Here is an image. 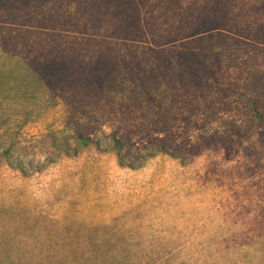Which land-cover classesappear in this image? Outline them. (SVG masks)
Returning <instances> with one entry per match:
<instances>
[{
	"label": "rangeland",
	"instance_id": "obj_1",
	"mask_svg": "<svg viewBox=\"0 0 264 264\" xmlns=\"http://www.w3.org/2000/svg\"><path fill=\"white\" fill-rule=\"evenodd\" d=\"M32 1L0 0V22ZM70 1L58 0L59 21L88 0ZM110 1L118 23H98L90 43L110 52L109 64L78 63L103 71L106 86L54 87L26 111L0 98L2 147L15 151L0 162V264H264V131L249 108L256 97L264 112V0ZM216 9L224 21L203 25ZM22 31L12 35L26 42L17 49L39 58ZM56 34L79 44L72 32ZM202 34L214 35L207 57L182 56L184 41ZM141 35L147 42L134 47ZM120 81L147 89L135 108L111 92ZM157 84L160 94L150 91ZM75 129L101 146L83 148ZM114 135L126 143L121 163L107 148ZM65 141L71 152L61 156ZM161 143L176 155L145 157Z\"/></svg>",
	"mask_w": 264,
	"mask_h": 264
},
{
	"label": "trees",
	"instance_id": "obj_2",
	"mask_svg": "<svg viewBox=\"0 0 264 264\" xmlns=\"http://www.w3.org/2000/svg\"><path fill=\"white\" fill-rule=\"evenodd\" d=\"M97 1L98 2H92L89 0L87 2L83 1L82 5L80 3L81 6L77 7L74 10L75 12L72 13L73 17L70 16L72 18L69 21L72 22H62L58 20L57 8L61 7L58 0H33L30 9L35 12L34 16H36V19L38 18V16L40 17L37 20L35 19L34 21H31L34 16L28 13L30 9L26 11L23 10L21 12H13L11 13L10 20H8V18L6 20H2L0 22V98H7L11 101V103H15L18 106H24L26 111L28 107L32 108L33 110L35 108L33 101H37L40 95L44 96L45 94H49V90H53L54 87L56 89L61 88L67 90L68 88H70L74 91L75 94V92H78L85 88L89 89L94 85L97 86V91H100V88L106 86V82L108 81H102L103 77L101 76V72L103 71H101L100 69H96L98 70V74H95V72L93 71H89L91 68L83 71L84 67L81 68L82 66L80 67L78 64L80 62H88L89 65L93 68H96L93 66V60H97L99 62L97 64H100L103 67L109 64L107 61V57L110 52L108 50L106 53H103L101 48L93 51L94 48L91 47L90 43H92L93 45L96 42L95 40H93L91 32H93V30H96V26L98 23L106 24V28L111 31V27L118 23V12L117 7L112 4L113 1ZM130 3H132V0H130ZM70 4H72L73 6L78 5V3H76V1L74 0L70 1ZM115 5H117L118 7L120 6L117 2H115ZM52 8H55V14H52ZM43 11L46 12L43 14ZM121 11H125V9L123 8L121 9ZM211 13H214V17L212 16L209 20L207 19L205 14L200 17V20H202L201 23L203 25L209 22L216 23L220 19H223L224 21V19L226 18L225 13L221 10H212ZM45 14H49V18H46ZM124 14H129V12H126ZM23 15L25 19L21 20L17 18ZM29 15L30 17L27 18ZM25 28H28V33L31 34V36H29V39H33L42 49V52L39 53V58H31L27 51L24 50V53L21 50L17 49L21 46L20 41H25L21 38H17L18 35H12L16 33H23L22 30H24ZM58 28L65 32L67 36L72 32L74 35V39H77L79 44H70V47L68 48V45L66 46V44H64L62 41V35L56 34L55 38V33H58L59 31ZM212 37H214V35L212 36L209 34H202L200 36H197V38L195 36L190 37V39L184 41L185 44L183 45V52L181 53V55H187L193 58H203L205 56L207 57L205 48L208 45H205V43L213 40ZM55 40H57L58 42V46L56 45V47L55 42H52ZM126 40L128 41L129 39ZM146 42V36L141 35L140 37L135 39V43L133 44V46L140 47ZM115 44L122 50V42L119 41V39H117ZM7 45H9V48H7ZM166 45L168 46V48H173L175 46V43L169 42L166 43ZM162 47L163 46L159 48L162 49ZM76 50H81L82 53H77ZM115 58L120 59L121 57L119 58V54H116ZM100 59H102L103 61ZM186 71L189 72L188 69H186ZM186 71L185 69H183L184 74H186ZM161 87L163 88L165 87V85L157 84V86L150 89V91L156 94H160ZM111 88V92H116L118 96L122 94L123 99L130 105H133L134 108L135 98L147 91L144 86H136L134 85V83H129L127 81H120L115 85V87ZM249 89L251 90V92H253V90H256V85L251 86V88ZM5 94L6 96H4ZM252 98V102L249 104V108L252 109L251 116L254 118L253 120L254 122H256L257 126L262 131H264V112L259 109L256 97ZM51 100H54L53 106H56L57 99L51 98ZM80 102L82 103V101ZM80 102L78 100H75V106L71 107V120H74L76 118L75 114L78 111L76 106H78ZM100 102L101 101H99L98 103ZM137 107L138 106L136 105V108ZM21 109H18V107H16V110L22 112L23 108L21 107ZM11 117L14 118V115ZM2 119L3 118L0 117V131L4 130L3 128L8 125V120L3 121ZM232 132H235V134H239V132L235 130H232ZM4 135H6V130L3 136L0 137V162L5 161L7 164H10V160L15 156V151L13 148L14 145L11 143L8 148H3L2 144L4 142ZM72 138L80 143L83 148L90 147L93 144H95L97 147L101 146L100 143L92 141L89 135L83 136V133L80 131V129H75V133L73 134ZM218 140L220 141L222 139ZM69 143V141H65L64 143L60 144L59 152L61 156H68V154L71 152ZM214 144H216V142ZM125 146V141L123 139H120L117 135H114V137H112L110 146L107 148L109 151H113L116 154L119 162L121 163L124 158L123 152ZM144 152L146 153L145 157L147 158L156 153L175 154L172 153L173 151H171L165 144L162 143L157 145L154 151L153 149L147 147L146 149H144ZM196 152V154L199 153V151ZM133 165L134 164H131L128 167L133 168L131 167ZM15 169L20 171L24 170L20 166L15 167Z\"/></svg>",
	"mask_w": 264,
	"mask_h": 264
}]
</instances>
